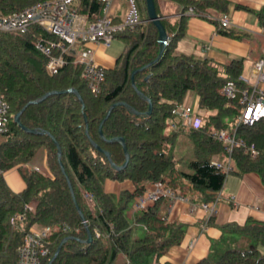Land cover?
Masks as SVG:
<instances>
[{"label": "trees", "instance_id": "16d2710c", "mask_svg": "<svg viewBox=\"0 0 264 264\" xmlns=\"http://www.w3.org/2000/svg\"><path fill=\"white\" fill-rule=\"evenodd\" d=\"M35 1L0 0V13L8 14ZM154 1L159 12L158 0ZM173 1L182 4V12L177 17L161 14L169 34L161 55L158 28L142 15L135 27L115 34L123 38L125 46L114 66L106 68L98 92L89 89L81 75L82 64L70 53L65 54L62 66L52 72L47 69L48 55L37 42L56 39V34L38 24L22 32L0 31V96L9 112L3 132L6 139L0 143V264H18V249L35 222L52 227L45 238L49 251L38 264H47L63 240L51 264H172L160 258L182 241L185 223L168 217V201L159 194L153 203L133 213L132 224L125 214L129 199L158 180L198 203L213 199L215 191L222 188L226 174L213 160L226 161L229 152L211 131H233L236 127L235 120L223 119L222 115H237L241 94L227 95L224 87L230 83L237 88L244 85L239 76L245 59L232 58L222 64L208 57L177 53L187 11L204 16L211 10L227 12L229 0ZM235 7L254 12L264 26V4L257 9L242 3ZM77 9L89 21L105 12L102 0H79ZM218 30L235 38L245 34L232 27L219 26ZM190 90L198 95L203 123L194 128L180 119L174 123L177 129L168 131L171 124L167 119L178 113ZM50 91L59 92L42 98ZM21 110V122L36 133L24 130L14 120ZM180 130H186L193 141L194 158L188 162L191 171L180 169L182 158L171 153L170 143ZM237 133L247 144H254L258 154L252 156L244 146L235 145L232 170L255 171L264 184V119L252 125L242 122ZM118 136L124 138L127 151L116 140ZM39 147L47 149L55 178L19 165L26 185L20 191L12 190L4 171L32 160ZM127 155L126 165L118 168ZM106 178L130 179L134 190L108 192ZM85 190L92 192V200L84 196ZM31 199L37 200L34 211L24 209V203ZM19 212H24V218L14 226L10 217ZM139 224L144 226L143 236L133 234ZM221 229L224 248L213 255L215 258L208 255L194 264H264V253L259 249L264 244V220L249 218L242 225L226 223ZM234 232H240L245 240L227 237Z\"/></svg>", "mask_w": 264, "mask_h": 264}, {"label": "crops", "instance_id": "0c3cea01", "mask_svg": "<svg viewBox=\"0 0 264 264\" xmlns=\"http://www.w3.org/2000/svg\"><path fill=\"white\" fill-rule=\"evenodd\" d=\"M236 3H242L252 8H260L264 0H229L227 13L233 19V24L228 27L244 32V37L235 38L223 34L218 30L215 19L204 15L193 14L187 11L188 17L185 24L184 35L177 41L175 51L177 53L193 54L198 57H208L219 63H227L232 58L243 57L244 64L248 68L250 78H254V62L264 57V28L259 24L254 12L244 8L235 7ZM159 14L177 17L182 12V4L173 0H158ZM128 10L127 0H112L109 12L115 21L122 20ZM214 17L221 12L211 10ZM147 19L148 14L145 16ZM118 37V36H115ZM112 42V41H111ZM111 43L106 45L102 41H88L86 46L91 50L97 62L106 68H112L118 56L117 49L110 51ZM117 50V51H116ZM264 87V83H262ZM185 103L198 105V95L191 93L186 95ZM197 107V106H196ZM197 111L204 113L197 107ZM43 148L41 162L39 158L13 166L4 171V178L9 187L14 191H20L25 187V181L19 170V165L42 166L43 163L50 170L48 151ZM40 166H39V165ZM28 167V166H27ZM41 170L46 171L45 168ZM151 183L148 184L150 186ZM105 190L119 194L122 189L134 190V184L130 179L117 180L106 178ZM221 198L217 204V212L212 219L206 209L191 201H176L168 211L170 219H178L185 223V234L180 243L172 245L164 255L162 262L172 264H194L208 255L217 254L224 248L226 241L221 239L223 231L221 226L226 223L244 224L249 218L264 220V184L260 175L255 171L238 173L231 170L221 188ZM33 210L37 200L31 199ZM37 223V222H35ZM40 224V223H38ZM233 234L227 237L235 238V241L245 240V236ZM264 253V244L259 245Z\"/></svg>", "mask_w": 264, "mask_h": 264}, {"label": "built area", "instance_id": "2783aa9c", "mask_svg": "<svg viewBox=\"0 0 264 264\" xmlns=\"http://www.w3.org/2000/svg\"><path fill=\"white\" fill-rule=\"evenodd\" d=\"M104 2V14L94 21H89L77 9L79 0H38L28 6L14 10L8 14L0 13V31L22 32L30 25L38 24L50 33L57 35L56 39L39 40L38 47L48 55L47 69L52 72L55 68L62 66L66 59L65 54H72L75 60L82 64L81 75L86 80L92 92H98L105 80L106 67L97 62L93 53L86 46L88 41H102L109 45L115 34L126 27L133 28L142 21L136 0H127L128 10L122 20L115 21L109 12L112 0H102ZM208 18L217 20L219 26L228 27L233 24V19L227 12L214 17L211 13L205 15ZM264 28V26H263ZM82 47L79 51L78 48ZM52 49L57 52L53 53ZM254 78L241 74L239 79L244 82L241 88H237L230 83L224 87L227 95H234L236 92L240 96V111L235 116L236 127L233 131L225 128H216L211 131V135L226 144L229 152L226 161L213 160V163L221 168L227 175L232 170L231 152L235 145L245 147L250 155L256 156L258 150L254 144H247L237 133L238 125L246 122L249 125L264 119V57L254 62ZM180 109L182 123L189 127L198 128L203 123L202 114L197 111L194 105L183 102ZM9 121L8 106L0 96V133L7 129ZM40 170L38 166L25 165ZM49 173L50 170H48ZM52 174V173H51ZM54 178V175L52 174ZM88 200L93 199L92 192L83 191ZM159 194L165 195L168 201V211L176 201H191L184 194L176 192L164 181H155L136 196L135 207L143 209L153 203ZM221 189L215 191L214 198L209 201L193 202L209 211L210 216L217 212V204L221 198ZM31 202L24 203V209L33 210ZM24 218V212H19L10 217V222L18 226ZM49 224H32L26 232L24 243L18 249V264H38L41 256L49 251V246L45 244V238L51 232Z\"/></svg>", "mask_w": 264, "mask_h": 264}, {"label": "rangeland", "instance_id": "374dc122", "mask_svg": "<svg viewBox=\"0 0 264 264\" xmlns=\"http://www.w3.org/2000/svg\"><path fill=\"white\" fill-rule=\"evenodd\" d=\"M137 5H138V9H139V14L140 16L142 15H147V9L144 8V0H136ZM125 46V41L123 40V38L121 37H115L113 36L112 38V42L111 45L109 47L110 51H114L115 49H117V54H119L123 47ZM82 49V47L80 46L78 48V50L80 51ZM243 75H249V71L248 68H246L245 64H244V70H243ZM191 93L193 96L196 97L197 93L194 90H190L187 95ZM187 97V96H186ZM195 106L199 107L197 105V103H195ZM182 106L178 107V113L173 117V118H168L167 119V123L171 124L170 128L167 127L168 131H172V130H176L177 128L174 127V123H176L177 121H179L181 119L180 116V109ZM223 119L226 120H235V116H231V115H222ZM6 139V134L5 133H0V143ZM170 148H171V153L173 155H175L176 157H181L182 161L179 163V168L186 170V171H191L188 162L194 158V146H193V141L191 139V137L189 136L188 132L186 130H180L177 135L175 136V138L171 141L170 143ZM43 157V148L39 147L37 149V152L35 154V156L32 158V161L36 160L37 158H39L40 162L41 159ZM39 165V164H38ZM42 166H40L41 168H45V170L47 169V167H45V165L42 163ZM55 173V171H54ZM105 187V186H104ZM36 200V199H35ZM135 203H136V196L132 197L129 199L128 203H127V207L125 209V214L127 216V218L130 220V222L132 224L133 223V213L134 212H140L141 209L136 208L135 207ZM145 233V229L144 226L139 224V225H135L134 226V232L133 234L135 236H143ZM235 237H238L237 235H240V232H234L232 233ZM212 258H215V256H212Z\"/></svg>", "mask_w": 264, "mask_h": 264}, {"label": "water", "instance_id": "95a60500", "mask_svg": "<svg viewBox=\"0 0 264 264\" xmlns=\"http://www.w3.org/2000/svg\"><path fill=\"white\" fill-rule=\"evenodd\" d=\"M146 7H147V12H148V20H151L153 21V23L157 26L158 28V31H159V41L162 43V48L160 50V53H159V56L161 55V53L163 52V49L165 47V45L167 44L168 40H169V34L165 28V26L163 25L162 21H161V15L157 12L156 10V5H155V1L154 0H146ZM145 67V66H144ZM137 70H133L132 71V74H131V77L133 79L134 77V74ZM149 77V74L145 77V78H148ZM52 92H59V91H50V92H47L45 95H43L42 98H45L46 96H48L50 93ZM116 103H114L115 105ZM26 106L23 107V109L25 108ZM152 103L150 102V110H152ZM22 109V110H23ZM21 111H18L15 115H14V120L26 131L28 132H31V133H36L37 131L33 128H28L26 127L22 122H21V119H20V115H21ZM103 121H101L100 125H99V130L100 132H102V125H103ZM116 140H118L119 142L122 143L123 145V148L125 151H127V146H126V143H125V140L122 136H118L116 137ZM98 148H100L98 146ZM58 149H59V152H60V146L58 145ZM101 149V148H100ZM105 153L106 155L110 158V152L109 151H106L105 150ZM128 155L126 156V159L125 161L122 163V165H119L118 168H121L122 166H125L126 163L128 162ZM73 193V192H72ZM73 197H74V200H75V203L77 205V207H79V204L78 202L76 201L75 199V196L73 194ZM82 217H83V214L81 213ZM91 238V234L89 233V239ZM64 241V240H63ZM63 241H61V243L58 245L53 257L49 260V262L47 264H51L52 260L55 258V256L57 255V253L59 252L60 248H61V245L63 243Z\"/></svg>", "mask_w": 264, "mask_h": 264}]
</instances>
